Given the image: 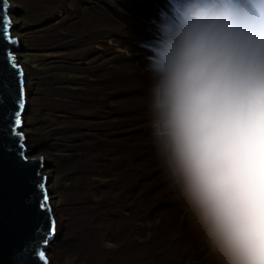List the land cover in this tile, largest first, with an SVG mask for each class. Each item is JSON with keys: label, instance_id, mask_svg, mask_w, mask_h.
<instances>
[{"label": "bare ground", "instance_id": "6f19581e", "mask_svg": "<svg viewBox=\"0 0 264 264\" xmlns=\"http://www.w3.org/2000/svg\"><path fill=\"white\" fill-rule=\"evenodd\" d=\"M234 1L145 0L144 5L134 0H119L121 7H106L100 20L96 18V12L101 8L98 6L87 14L86 19L74 25L72 30L78 46L97 44L96 39L103 38L100 26L105 28V39L120 27L140 31V38L147 46L146 55L135 54V51L141 52L144 45L132 43L129 48H134V55L121 52L116 57L117 66L106 67L107 64L101 63L98 71L94 66L87 70L98 75L95 76L98 81H93L90 88L103 87L104 92L111 91L113 97H119L114 108L103 107L95 113L105 117L106 111L111 116L113 112L121 111L122 125L127 124V116H131V121H142L143 127L124 131L120 124L118 129L122 130V137L115 145L108 140L110 135L105 139L83 136L86 147L81 154L72 157L76 159L73 164L78 165V169L80 166L82 171L76 182L78 190L91 184L90 176L85 180L84 172H92L95 159L104 160L105 172L118 179L109 186V192L100 203L89 202L83 190L81 195L84 196L80 195L82 206L73 221L54 216L52 244L60 238L62 241L51 250L54 262L60 260L62 248L74 253L82 248L81 254L85 257L86 253L90 260L93 259V264H101L110 258V264H200L207 246L221 237H230L232 242L236 241L234 247L210 263L223 264L229 255L239 250L237 244L242 249L252 242L251 238H257L258 234L264 236V67L255 68L251 78L248 77L250 65H264V28L257 19L264 18V0H243L263 31L260 37L247 21L250 17L245 11L242 15ZM183 7L186 8L182 11ZM194 8H200L201 12ZM179 19L182 21L178 22ZM208 20L209 24L206 23ZM198 22L203 24L200 31L196 27ZM128 30L126 34H129ZM180 32L183 38L178 41L180 50L193 47L192 52H187L191 63L173 49L172 38L176 35H171ZM199 32L211 37L208 40L212 43L214 60L209 63L201 60L200 54L206 53L208 48L198 41ZM82 33L86 39L80 40ZM159 36L161 40H157ZM224 36L233 37V40H225ZM239 40L244 44L238 45ZM158 50L162 53L157 56ZM136 62L147 68L146 75L140 72ZM155 62L158 64L153 67ZM213 71L220 72L219 80L211 75ZM225 81L229 83L227 88L223 86ZM254 85L255 92L251 93ZM27 88L25 83L26 100L29 96ZM95 96L88 93L87 97L93 99L83 100L81 105L86 111L98 104ZM182 98L185 100L181 104ZM77 104H73L76 112ZM129 110L132 111L128 114ZM163 112L167 114L162 115ZM181 116L182 137H174L169 142L153 139L160 134L175 133L169 129L173 126L169 123H175ZM217 117L220 118L213 120ZM142 130L148 131L152 138H142ZM72 148L80 150L76 144ZM97 152L102 155L97 156ZM165 158L171 161L161 167L149 168L155 171L164 168L171 172L182 170L181 184L160 187L161 176L153 180L154 176L148 171L142 172L146 183L139 182L141 174L138 170L166 161ZM44 176L45 188L48 184L51 189V177L47 173ZM154 184L160 188L151 186ZM114 191H118L116 196H112ZM175 191H178L177 196ZM159 205L161 211L169 210L170 216L153 224L155 217H162L161 211L158 212ZM202 205V217L197 220ZM194 216V226L189 228ZM140 221L142 225H138ZM147 231L151 232L150 238ZM136 233L148 239L140 242L134 237ZM107 239L111 244L103 243ZM180 240L186 246L181 245L179 250ZM258 253L259 248H253L252 256ZM257 264H264V257Z\"/></svg>", "mask_w": 264, "mask_h": 264}, {"label": "rangeland", "instance_id": "374dc122", "mask_svg": "<svg viewBox=\"0 0 264 264\" xmlns=\"http://www.w3.org/2000/svg\"><path fill=\"white\" fill-rule=\"evenodd\" d=\"M134 1H137L136 3L138 4L145 5V0ZM224 1L226 2L227 0ZM9 2L20 11L19 15H10V17L12 18V22L17 24V28L13 30L12 36L19 39L20 47H22L24 51L23 53H18V55L15 56V59L17 65L24 69L26 74L25 83L28 87L27 89L29 93L27 98L28 112L23 117L26 125L24 127V132L26 134L27 148L36 149L37 151L34 155L28 156V158H43L46 163H49V167L42 172V174L45 175V173H47L51 177L49 186L52 188H48V184L46 186V190L50 192L48 195L49 205L53 207V209H51L52 211L54 210L53 213L56 218L63 217L71 222L74 220L78 208L82 206L81 199L84 195H81V193L83 190L86 191V197L89 202L92 203L94 201V204L100 203L107 191L109 192L111 188L109 186H112L118 179V176L105 172V166L107 165L104 160L95 159L93 161L92 172H84L85 180L86 176L89 175L91 184L88 183V185L81 186L80 190H78L77 187L76 182L82 176V171L79 170L80 166L78 169V165L73 164L76 159H72V157L75 158V154H81L86 147L87 144L85 143L86 141L83 139V136L89 135L91 137L105 139L106 135H110L111 137L108 140L113 145H115L122 137L120 135L122 130L118 129V126H120L123 122V120L119 117L123 114L121 111L113 112V116L107 113L109 111H106L105 117H103L104 115L100 116L99 114H96L103 109V107L108 106V108H114L119 97H113L111 91L106 90L104 92L103 87L96 89L90 88L93 81H98V78L95 77L98 75H94L92 72L93 70L88 71L87 68L94 66L95 71H98L100 66L99 64L101 63H103V65L107 64L106 67L114 65L117 66L118 61L116 57H118L121 52L128 55H134V53L137 55H146L147 52L145 50L147 46L144 42H142L139 30H128V28L125 27L116 29L113 33L107 36L108 38L105 39L104 26L99 27L100 30H103V38L98 40L96 39L97 44L88 43L83 46H78V41L72 30L74 25L82 19H86L87 14L91 10L94 11V9L98 6L101 8H98L96 18L100 20L103 18L102 10L106 7H115L116 5H120L121 7L119 0H9ZM234 2L238 6L241 5V1L239 0ZM248 4L251 5L250 2H248ZM116 8L119 9V7ZM185 8L186 7H183L182 11ZM194 10L201 12L200 8H194ZM181 19L177 21L181 22ZM257 19L260 22L261 27L264 28V18L257 17ZM103 21L105 22V20ZM247 21L251 24L255 31L258 32L260 37L261 33H263V31H261V27L250 19ZM104 22H101V24ZM209 22L210 20L206 21L208 24ZM198 23L199 25L196 24V27L198 31H200L199 29L201 25L203 26V24L201 22ZM126 29L129 34L125 33L127 31ZM109 30L110 29H106V31ZM121 30L124 31L121 32ZM186 31L187 34L190 33L188 30ZM199 33L198 41L208 48L206 53L200 54L202 55L201 60L204 63H209V61L214 60L211 56L212 43L209 41L211 40V37L203 35L202 32ZM120 35H122V39H119ZM173 35H176L172 38L174 46L173 49L176 53H179V56L185 59V61L188 60L189 62H187L191 63L189 58L190 55H188L187 52H192L193 47H187L180 50L181 45H179L178 41L182 38V32L172 34L171 36ZM159 37L160 38H157V40H161V36ZM224 38L225 40H233V37L231 38L230 36H224ZM248 38L249 37H246V39ZM78 39H86V37L82 33L81 37ZM132 43L136 44V46L142 44L144 45V48L141 52L138 49V51L134 52V48L132 50L129 48V45ZM243 44L244 41L239 40L238 45ZM91 50L95 51H93L92 54L85 56L86 53ZM245 51L248 53L247 49ZM160 53H162V51L160 52V50H158L156 52L157 56L161 55ZM262 54L264 55V53ZM83 57L84 59H82ZM251 63L253 64V61ZM157 64L158 63L155 62L153 67L157 66ZM136 66L139 67L142 74L146 75L147 68L140 67L141 65H139V62H136ZM260 67L263 68L264 65L261 63H255L252 66L250 65L248 69V77L251 78L250 74L253 73L255 68ZM211 75L215 77V80H219L221 77L220 72L213 71ZM223 86L227 88L229 87V83L225 81ZM254 92L255 85L252 87L251 93ZM88 93L95 94L96 96L94 99L99 101L97 105L94 104V107L92 106L90 108L91 111H86V109L81 105L83 104V100L85 98V100L93 99V97H87ZM184 100V98L180 100L181 104ZM77 102L79 104L76 105L78 109L76 112V110H74L75 105L73 104ZM79 105L81 106L79 107ZM93 108H96L97 110H93ZM131 111L132 110L127 111L128 114ZM163 114H167V112H163L162 115ZM117 117H119V119H117ZM127 117L128 123L123 125L121 124L124 131H131L133 129H140L143 127V124H140L142 121L138 123L134 120L131 121V116ZM219 118L220 117L213 118V120H218ZM109 121L112 122L108 124ZM169 124L173 125L170 126L169 129L175 130V133L167 135L160 134L155 136L153 139H160V142H169L173 140L174 137H182L183 132L180 131V129H182V116L181 118H177L175 123L170 122ZM114 129H116V131H114ZM142 135H144L142 138H152V135L145 130H142ZM191 136L193 137L194 135L191 134ZM74 144L78 145L80 150L72 148ZM98 148H101V144L98 145ZM96 155L100 156L102 154L97 152ZM251 155L252 153L250 156ZM104 158L105 157H103V159ZM66 161L68 162L65 163ZM170 161V159H167L166 161L163 160L144 167L142 168L143 170H138L137 173L141 174L139 182L146 183L142 177V172L144 173L148 171L147 173H152L151 175L154 176L153 180L161 176L160 178H162V180H160L159 183L162 185L160 187L181 184L182 170L179 172H175L173 170L171 172L170 170H166L164 168H159L156 171L149 168L156 166L161 167V165L163 166ZM214 161L218 160L215 159ZM156 184L151 186L156 189L160 188H157L155 186ZM116 192L118 193V191L112 192V196H116ZM175 194L177 196L178 191H175ZM80 195L82 197H80ZM200 207L201 208L196 215L197 220L201 219V213L204 210L203 205ZM161 210L162 206L159 205L158 212ZM159 214L162 217H155L153 224H159L162 220L168 218L170 216V211H161ZM262 216L264 217V215ZM196 219L195 216L191 219L189 222V228L194 226ZM138 225H142V222H138ZM146 234L148 237L151 236L150 231H147ZM257 236V238H251L253 239L252 242L246 243L242 249L237 244L239 250L234 251L232 256L229 255L230 257L228 256L223 264H257V261L264 257V236L260 237L259 234ZM134 237L140 242H144L148 239L138 236L137 233ZM184 237H187V235H184ZM231 240L232 239L230 237H221L214 244L212 243L207 246L206 251L204 252L205 255L203 254L200 259L204 261H201L200 264H210L211 262H215L216 259L220 258L228 249L231 250L236 243V241L232 242ZM237 242L241 243L239 240H237ZM61 243L62 241L60 238L49 246L51 249L47 252V258L50 264H93V259L90 260L91 258L86 253L84 254L85 257L81 254L83 251L82 248H79V251H75V253L68 252L65 248H62L61 253L58 256V258L60 257V260H56L54 262L51 259V250L55 246L61 245ZM103 243L111 244L110 239H107V241ZM181 245L186 246V244H183L181 240L178 241L179 250ZM253 248H259V253L255 257L252 256ZM110 260L111 258L106 261L104 260L101 264H110Z\"/></svg>", "mask_w": 264, "mask_h": 264}, {"label": "water", "instance_id": "95a60500", "mask_svg": "<svg viewBox=\"0 0 264 264\" xmlns=\"http://www.w3.org/2000/svg\"><path fill=\"white\" fill-rule=\"evenodd\" d=\"M239 1L242 15L245 11L257 23ZM19 12L9 0H0V264H50L55 222L42 174L49 163L28 158L37 151L25 140L26 74L15 59L24 51L12 36L17 24L10 17Z\"/></svg>", "mask_w": 264, "mask_h": 264}]
</instances>
